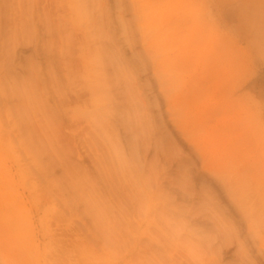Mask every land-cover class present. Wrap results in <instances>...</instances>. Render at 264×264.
<instances>
[{
	"label": "rangeland",
	"instance_id": "374dc122",
	"mask_svg": "<svg viewBox=\"0 0 264 264\" xmlns=\"http://www.w3.org/2000/svg\"><path fill=\"white\" fill-rule=\"evenodd\" d=\"M0 264H264V0H0Z\"/></svg>",
	"mask_w": 264,
	"mask_h": 264
}]
</instances>
